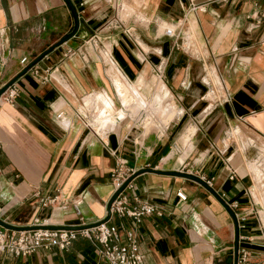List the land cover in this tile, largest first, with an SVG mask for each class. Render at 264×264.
Returning <instances> with one entry per match:
<instances>
[{
  "label": "crops",
  "instance_id": "0c3cea01",
  "mask_svg": "<svg viewBox=\"0 0 264 264\" xmlns=\"http://www.w3.org/2000/svg\"><path fill=\"white\" fill-rule=\"evenodd\" d=\"M71 1L76 32L18 76L12 102L0 97V218L87 224L106 214L117 161L185 170L207 186L151 170L131 180L129 193L162 208L135 226L146 263L233 264L236 202L238 238L251 239L237 248L264 264V0ZM73 26L65 0H0V86ZM0 264L103 260L77 235Z\"/></svg>",
  "mask_w": 264,
  "mask_h": 264
},
{
  "label": "built area",
  "instance_id": "2783aa9c",
  "mask_svg": "<svg viewBox=\"0 0 264 264\" xmlns=\"http://www.w3.org/2000/svg\"><path fill=\"white\" fill-rule=\"evenodd\" d=\"M166 33H171L166 29ZM22 57L21 61H25ZM18 94V89L11 83L0 95L5 101L12 102ZM133 172V169L123 165V161H117L111 171L113 191ZM232 177V175H231ZM130 180L116 195L110 206V217L106 221L93 226H84L79 229L34 227L23 229H11L0 224V253L19 256L37 250L38 248H50L57 245L59 248H67L77 235H83L91 240L97 254L103 260V264H147L140 250L136 233V224L147 214H162V208L148 199L140 198L135 193H129L132 189ZM178 199H186L185 192L179 188L176 191ZM56 200V195L41 198V204H51ZM231 207L237 203H231ZM130 218L134 226H128L123 222L111 221L113 216ZM246 212H235L237 226L244 227ZM31 224H48L46 220L35 217ZM80 224V223H79ZM83 224V223H81ZM264 235V227L262 226ZM238 239L251 240L248 236L240 235ZM261 244L264 245V237ZM237 264H255L250 258V252L244 246L237 248Z\"/></svg>",
  "mask_w": 264,
  "mask_h": 264
},
{
  "label": "water",
  "instance_id": "95a60500",
  "mask_svg": "<svg viewBox=\"0 0 264 264\" xmlns=\"http://www.w3.org/2000/svg\"><path fill=\"white\" fill-rule=\"evenodd\" d=\"M66 3L68 4V6L70 7L72 13H73V17H74V26L72 28V30H70L68 33H66L64 36H62L61 38H59L58 40H56L55 42H53L48 48H46L45 50H43L36 58H34L33 60H31L24 68H22L18 73H16L14 76H12L9 80H7L6 82H4L1 86H0V95L3 93V91L11 84L13 83L19 75H21L23 72H25L33 63H35L41 56H43L45 53H47L51 48H53L54 46L58 45L59 43L67 40L71 35H73L77 28H78V24H79V20H78V15H77V11L75 9V6L73 4V2L71 0H65ZM155 171V172H159V173H166V174H172V175H180V176H184V177H188V178H192L200 183H202L203 185L207 186V182L200 176L192 173V172H188L185 170H176V169H162V168H151V167H141L138 168L136 170H134L129 176H127V178L121 183V185L116 188L111 195L109 196L107 202H106V214L103 218L96 220L94 222H90L87 224H27V225H14L11 224L9 222H6L5 220L0 218V224L7 227V228H11V229H23V228H34V227H38V226H42V227H50V228H72V229H79L81 227L84 226H93L98 224L99 222L102 221H106L109 219L110 217V206L112 201L115 199L116 195L119 193V191L130 181L132 180V178L137 175L140 172L143 171ZM227 208L229 210V212L232 214V216L234 217L235 220V224H236V233H235V238H236V251H235V256H234V261L233 264H237V240H238V228H237V219L235 216V212L230 208L229 205H227Z\"/></svg>",
  "mask_w": 264,
  "mask_h": 264
},
{
  "label": "rangeland",
  "instance_id": "374dc122",
  "mask_svg": "<svg viewBox=\"0 0 264 264\" xmlns=\"http://www.w3.org/2000/svg\"><path fill=\"white\" fill-rule=\"evenodd\" d=\"M101 47V46H100ZM102 51V50H101ZM107 51H109L110 52V48L108 47V49H107ZM102 53V57L107 61V62H109L110 63V60H109V58H108V56H107V52H105V51H102L101 52ZM212 83L214 84V87H215V85H219L221 88H222V84H221V81L220 80H218V81H216L215 79H213L212 80ZM215 94H213V95H211V96H214ZM116 103H117V105H119V102L116 100ZM88 115H90L89 114V112H88ZM132 119H129V121H131ZM132 122H134V123H136V124H139V122L138 121H135V120H132ZM260 151L261 150H259V153L258 154H260ZM258 165L260 166V168L263 170L261 173H260V175H259V177H257L256 176V182L259 184V185H261V188L262 189H264V158L262 159H260V162L258 163ZM261 210H264V208H261L260 207V209H258V211H257V216H258V218H259V220H260V212H261ZM260 224L261 225H263L262 224V221L260 220ZM264 226V225H263Z\"/></svg>",
  "mask_w": 264,
  "mask_h": 264
},
{
  "label": "bare ground",
  "instance_id": "6f19581e",
  "mask_svg": "<svg viewBox=\"0 0 264 264\" xmlns=\"http://www.w3.org/2000/svg\"><path fill=\"white\" fill-rule=\"evenodd\" d=\"M107 54V53H106ZM161 113V112H160ZM137 115V114H136ZM149 116H150V113H149ZM160 116V115H159ZM163 116V115H162ZM150 117H152V116H150ZM138 118V117H137ZM154 118V117H153ZM165 118V117H164ZM150 120V119H149ZM144 121V120H143ZM152 121H154V120H152ZM156 121V120H155ZM144 123H146L145 121H144ZM148 123V122H147ZM159 123V122H158ZM142 124V123H141ZM152 125V124H151ZM144 126V125H143ZM146 127V126H145ZM143 128V127H142ZM143 130H144V128H143Z\"/></svg>",
  "mask_w": 264,
  "mask_h": 264
}]
</instances>
